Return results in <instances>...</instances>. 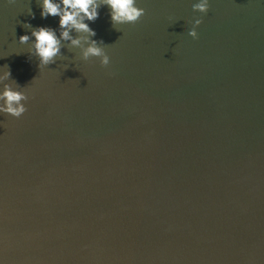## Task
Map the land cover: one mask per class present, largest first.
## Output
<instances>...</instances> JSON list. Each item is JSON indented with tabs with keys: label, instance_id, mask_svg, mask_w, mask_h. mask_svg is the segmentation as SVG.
Returning <instances> with one entry per match:
<instances>
[{
	"label": "water",
	"instance_id": "obj_1",
	"mask_svg": "<svg viewBox=\"0 0 264 264\" xmlns=\"http://www.w3.org/2000/svg\"><path fill=\"white\" fill-rule=\"evenodd\" d=\"M193 2L139 0L120 31L102 6L109 65L39 68L23 22L59 17L0 0V69L28 94L0 113V264H264V0Z\"/></svg>",
	"mask_w": 264,
	"mask_h": 264
},
{
	"label": "clouds",
	"instance_id": "obj_2",
	"mask_svg": "<svg viewBox=\"0 0 264 264\" xmlns=\"http://www.w3.org/2000/svg\"><path fill=\"white\" fill-rule=\"evenodd\" d=\"M41 8L40 15L47 18L49 15L58 16V26H33L24 21L23 26L31 29L19 36L21 44H29L28 52L38 60V67L53 64L58 58L67 56L61 51L67 48L73 52L78 50L80 59L88 60L98 57L102 66L110 64V56L106 51L107 45L103 39H96V30L90 26L89 21H95L99 16V9L107 6L112 26L120 31L118 25L134 23L145 14L146 9L139 5V0H38ZM210 0H194L192 9L207 13ZM28 13L35 16L31 7ZM203 17H196L191 21L192 27L188 34L198 38L197 27L202 23ZM69 65H65V69ZM15 85V86H14ZM11 78V69L8 65L0 69V113L19 117L27 109L24 101L28 94Z\"/></svg>",
	"mask_w": 264,
	"mask_h": 264
}]
</instances>
